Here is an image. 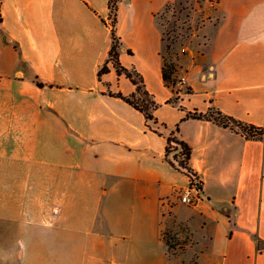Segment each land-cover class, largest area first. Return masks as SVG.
<instances>
[{"label":"crops","instance_id":"crops-1","mask_svg":"<svg viewBox=\"0 0 264 264\" xmlns=\"http://www.w3.org/2000/svg\"><path fill=\"white\" fill-rule=\"evenodd\" d=\"M179 1L118 3L120 61L160 103L148 122L110 94L130 78L111 61L99 77L108 0H0V264H264V139L187 116L215 106L264 127V0H203L168 85L161 15ZM170 135L192 147L197 204L174 198L191 180ZM167 226L191 236L183 254Z\"/></svg>","mask_w":264,"mask_h":264},{"label":"trees","instance_id":"trees-1","mask_svg":"<svg viewBox=\"0 0 264 264\" xmlns=\"http://www.w3.org/2000/svg\"><path fill=\"white\" fill-rule=\"evenodd\" d=\"M119 2L120 0H108L111 9L110 17L113 15V22L110 23L112 34V46L110 49L109 58L99 70V77L101 78L104 73H107L109 71L108 63L111 61L114 64L117 72L119 74H125L128 78H130V80L136 85V89L132 94L128 96L124 95L121 92H110V94L121 97L126 102L134 106L136 109L140 110L145 115L148 122H158L154 112L159 107L160 103H158L154 99V96L146 88L143 76L134 69L126 68L122 65L120 61V48L122 42L120 36L117 34L116 31L117 10ZM175 72H177L175 62L167 61L165 59L163 66V77L166 81V84L170 85V83L172 82L174 84L176 83L177 78H174ZM38 84L40 86H43L42 82H38ZM175 100L176 99H170L169 102H176ZM187 116L212 120L221 126L230 127L231 129L241 133L248 139H264V127L248 123L234 116L228 115L215 106H211L206 113L200 112L198 109H196L188 113ZM177 129H179V126L177 127ZM156 131L161 133L157 129ZM172 153L174 157L183 155V159L181 160L182 168L179 169L184 171L190 177L191 183L196 184L198 188L202 190L201 179L199 178L197 172L190 166L192 147L184 140H181L174 135H170L167 137L166 159L172 165L176 166L171 158ZM259 245L262 249L263 244L260 242Z\"/></svg>","mask_w":264,"mask_h":264},{"label":"rangeland","instance_id":"rangeland-1","mask_svg":"<svg viewBox=\"0 0 264 264\" xmlns=\"http://www.w3.org/2000/svg\"><path fill=\"white\" fill-rule=\"evenodd\" d=\"M210 1L213 2L214 0ZM203 7V0H180L177 3H170L167 10L161 15L167 45L166 60L175 62L176 68L178 66V61L175 59L176 54H179L183 47L188 48L189 38L198 30L196 29L198 25L195 24L197 22L196 16L200 15L202 19L208 16L207 12H201L204 9ZM201 18H198L199 22L197 24H201ZM112 19L113 15L110 23L113 22ZM178 77L177 68L174 78L178 80ZM170 85H174V83L172 82ZM171 158L173 161L176 159L181 162L183 155L174 157L172 153ZM177 193H174V198L178 199ZM163 237L168 247V253L171 255L183 254L192 243L191 236L188 235L186 230H180L179 227L167 226L164 229Z\"/></svg>","mask_w":264,"mask_h":264},{"label":"built area","instance_id":"built-area-1","mask_svg":"<svg viewBox=\"0 0 264 264\" xmlns=\"http://www.w3.org/2000/svg\"><path fill=\"white\" fill-rule=\"evenodd\" d=\"M184 80L185 77L184 76L181 77L180 81H184ZM173 162L178 168H182L181 162L177 161L176 159H174ZM177 196L180 202L187 205L197 204L199 201L203 199L201 190L194 183H191L189 186L183 187L180 190H178Z\"/></svg>","mask_w":264,"mask_h":264}]
</instances>
